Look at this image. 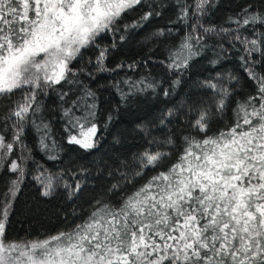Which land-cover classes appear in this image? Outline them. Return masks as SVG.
I'll list each match as a JSON object with an SVG mask.
<instances>
[{"label":"snow or ice","instance_id":"obj_1","mask_svg":"<svg viewBox=\"0 0 264 264\" xmlns=\"http://www.w3.org/2000/svg\"><path fill=\"white\" fill-rule=\"evenodd\" d=\"M142 2L0 0V97L22 93L5 118L14 120V131L10 142L0 134V161L22 146L24 126L29 122L43 133L41 148L55 149L50 125L38 116L41 106L37 95L57 86L80 83L71 65L82 55L81 50L95 44L102 33L118 30V21ZM209 4L210 0H195L193 15L206 14ZM189 7L185 4L181 8L182 19L187 20ZM151 15L145 13L141 21ZM232 22L237 25L231 30L236 33L233 39L244 45L247 59L244 55L240 59L256 91L235 101L231 124L209 135L212 117L202 109L191 125L199 135L182 138V150L174 163L165 167L172 153L145 151L139 158L138 170L131 176H122L131 183L137 177L143 178L149 168L154 175L122 197L118 206L96 200L80 223L44 239L12 241L5 235L11 199L25 174L21 164L12 160L10 171L18 172V177L5 194L7 202H0V264H264V74L254 71L260 61L252 59L254 53L264 54V33L253 31L251 39L239 34L240 28L249 25L264 27V12L246 9L242 19ZM197 26L205 34L230 31L205 28L197 19L192 31L170 52V70L186 67L205 46ZM105 51L96 61L100 71L106 70ZM125 83L129 91L121 92L123 100L158 87L147 78ZM205 86L219 92L215 109L223 117L232 92L210 82ZM67 95L61 93V99ZM164 95H168L167 90ZM95 100V93L85 88L81 96L69 102V107L62 109L67 142L84 150L95 148L98 142ZM173 114L170 110L167 117ZM165 143L174 145L171 138ZM160 168L164 170H157ZM63 175L42 171L36 176L42 195L51 196L57 187L68 190L69 198L76 195L81 183L70 185ZM119 187L113 185L110 191Z\"/></svg>","mask_w":264,"mask_h":264},{"label":"trees","instance_id":"obj_2","mask_svg":"<svg viewBox=\"0 0 264 264\" xmlns=\"http://www.w3.org/2000/svg\"><path fill=\"white\" fill-rule=\"evenodd\" d=\"M185 4L191 5L187 20L181 18V8ZM246 9L249 12H264V0H210L206 14L199 17L193 15L195 0H143L141 5L118 21V30L102 33L95 44L82 49V55L71 65L80 83L62 88L57 86L37 95L41 106L38 116L50 125V137L56 141L55 149L41 148L43 133L29 122L24 126L22 146L15 147L7 160L0 161V202H7L5 194L18 177V172L10 171L11 161L20 163L25 173L15 197L11 199L5 221L7 239H44L60 231H69L87 217L96 200L118 206L122 197L155 174L149 168L143 178L137 177L127 183L122 173L131 176L138 170L139 158L145 151L172 153L165 161V167L174 163L182 150V138L199 135L191 125L202 109L208 110L212 117L209 135L231 124V109L235 108V101L254 95L256 91L240 59L242 55L247 59L244 45L233 39L236 33L231 31L237 28L232 21L242 19ZM148 12L152 15L141 21V17ZM197 19L205 28L214 27L217 32L222 28L230 31L219 35L205 34L197 26V31L204 36L205 46L188 61L186 67L178 71L170 70L167 67L171 62L170 52L192 31ZM138 21L139 26L125 28ZM253 31L264 33V27L249 25L240 28L239 34L251 39ZM160 32L163 35H159ZM102 50H106L104 71L98 70L96 63ZM252 59L260 61L254 71L264 74V54L254 53ZM128 65L135 67L129 68ZM142 78L157 83L158 87L136 92L123 100L121 92L129 91L125 81ZM177 80L179 83L174 84ZM206 82L232 92L223 117L218 116L215 109L220 94L205 86ZM85 88L95 93L98 105L95 119L99 129L98 142L90 150L67 142L62 111L70 106V101L81 96ZM165 90L168 91L167 96L164 95ZM63 92L68 95L62 100ZM21 97L19 91L11 97H0V134L9 142L12 140L14 130L11 125L14 120L6 121L5 118ZM170 110L174 114L167 117ZM39 118L37 124L40 123ZM169 138L174 145L165 143ZM46 143L50 141L46 140ZM52 156L55 159H51ZM42 171L53 174L63 172V179L73 186L79 181L81 190L69 198L68 190L59 187L51 196H44L35 179ZM117 184L120 187L110 191Z\"/></svg>","mask_w":264,"mask_h":264},{"label":"rangeland","instance_id":"obj_3","mask_svg":"<svg viewBox=\"0 0 264 264\" xmlns=\"http://www.w3.org/2000/svg\"><path fill=\"white\" fill-rule=\"evenodd\" d=\"M38 183H39V182H38ZM39 185H40V187L42 188V186H41V184H40V183H39ZM58 188H59V187H57V188H56V190H57ZM42 190H43V188H42ZM56 190H55V191H56Z\"/></svg>","mask_w":264,"mask_h":264}]
</instances>
